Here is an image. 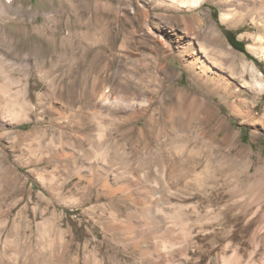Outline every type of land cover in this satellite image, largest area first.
I'll list each match as a JSON object with an SVG mask.
<instances>
[{"label": "bare ground", "instance_id": "obj_1", "mask_svg": "<svg viewBox=\"0 0 264 264\" xmlns=\"http://www.w3.org/2000/svg\"><path fill=\"white\" fill-rule=\"evenodd\" d=\"M204 1L160 3L182 11ZM243 1L254 10L264 34V0ZM143 9L146 29L172 48L174 38L153 31L150 11ZM221 20L233 23V13H223ZM109 29L103 35L104 54L114 48ZM252 40L264 57V35ZM248 72L255 88L264 91L263 75L253 62ZM227 89V98L237 94ZM175 97L167 102L159 96L157 111L146 93L106 86L82 99L75 107L79 116L51 102L59 135L44 139L51 152L36 158L40 192L34 194L26 178L8 191L0 187V200L6 194L21 196L0 203V264L6 259L10 264H264L262 177L251 202V166L244 155L233 154L230 134L215 122L216 112L187 107L179 92ZM65 130H72V136L66 137ZM42 136L46 138L44 131ZM0 159L5 172L21 179L7 156L0 154ZM148 166L155 172L152 178ZM62 168L66 178L58 183ZM135 176L142 185L135 184ZM234 177L241 179L236 185ZM102 200L109 204H98ZM118 201L129 205L123 217L117 215ZM59 207L84 209L88 220L78 225L58 213ZM236 222L242 230L238 242ZM252 225L256 229L249 240ZM248 240L255 250L247 249Z\"/></svg>", "mask_w": 264, "mask_h": 264}, {"label": "rangeland", "instance_id": "obj_2", "mask_svg": "<svg viewBox=\"0 0 264 264\" xmlns=\"http://www.w3.org/2000/svg\"><path fill=\"white\" fill-rule=\"evenodd\" d=\"M143 5L150 11L153 31L174 38L172 48L164 47L160 38L146 29ZM164 6L160 0H0V154L9 158L21 176L18 179L5 172L0 159L1 189L20 186L26 178L33 193H39L36 158L51 152L44 139L49 142L59 135L50 103L63 105L67 114L79 116L82 114L75 107L82 99L109 86L146 93L157 111L161 108L159 96L175 101L178 92L187 107L212 108L215 122L230 134L233 154L244 155L251 166L247 182L251 202L262 177L264 210V91L255 88L248 72V64L253 62L264 79V57L252 40L264 35L262 24L243 0H205L197 9L182 11ZM228 11L233 13V23L221 20ZM107 28L114 35V48L104 54ZM228 32L245 44L246 52L230 43ZM105 60L109 68L103 67ZM224 89L237 94L227 98ZM201 115L198 117L203 120ZM63 133L72 136V130ZM218 137L221 139L220 134ZM149 167L148 177L152 178L155 172ZM57 174L63 176L57 175V182L64 183V169ZM236 180L234 177L235 185L241 179ZM134 182L142 185L138 177ZM8 196L0 203L21 197ZM98 204L108 205L109 201ZM115 204L117 215L125 216L129 205ZM58 213L78 225L88 220L81 208L59 207ZM236 223L233 229L238 242L242 230ZM255 229L252 225L247 231L249 240ZM262 232L264 239V221ZM255 248L249 241L247 249ZM3 249L1 243L0 251ZM5 264H10L7 259Z\"/></svg>", "mask_w": 264, "mask_h": 264}, {"label": "trees", "instance_id": "obj_3", "mask_svg": "<svg viewBox=\"0 0 264 264\" xmlns=\"http://www.w3.org/2000/svg\"><path fill=\"white\" fill-rule=\"evenodd\" d=\"M228 39L230 43L239 51L246 52L245 50V44L239 40H237L236 35L233 33L228 32Z\"/></svg>", "mask_w": 264, "mask_h": 264}]
</instances>
